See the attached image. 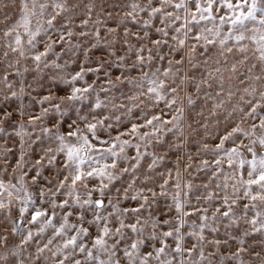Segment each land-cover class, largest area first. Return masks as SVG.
I'll list each match as a JSON object with an SVG mask.
<instances>
[{"label": "snow or ice", "instance_id": "1", "mask_svg": "<svg viewBox=\"0 0 264 264\" xmlns=\"http://www.w3.org/2000/svg\"><path fill=\"white\" fill-rule=\"evenodd\" d=\"M0 264H264V0H0Z\"/></svg>", "mask_w": 264, "mask_h": 264}]
</instances>
